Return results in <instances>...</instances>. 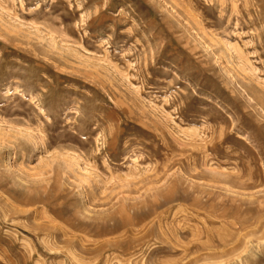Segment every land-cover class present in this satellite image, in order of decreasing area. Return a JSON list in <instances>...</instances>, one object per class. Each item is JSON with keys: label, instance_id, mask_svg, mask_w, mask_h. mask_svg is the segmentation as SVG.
<instances>
[{"label": "rangeland", "instance_id": "rangeland-1", "mask_svg": "<svg viewBox=\"0 0 264 264\" xmlns=\"http://www.w3.org/2000/svg\"><path fill=\"white\" fill-rule=\"evenodd\" d=\"M0 264H264V0H0Z\"/></svg>", "mask_w": 264, "mask_h": 264}, {"label": "bare ground", "instance_id": "bare-ground-1", "mask_svg": "<svg viewBox=\"0 0 264 264\" xmlns=\"http://www.w3.org/2000/svg\"><path fill=\"white\" fill-rule=\"evenodd\" d=\"M40 135V134H39ZM218 182V181H217ZM108 217V216H107ZM119 220V219H118ZM108 221V220H107ZM94 230V229H93ZM221 263V262H220Z\"/></svg>", "mask_w": 264, "mask_h": 264}]
</instances>
